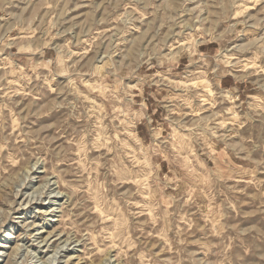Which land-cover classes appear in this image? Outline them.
I'll list each match as a JSON object with an SVG mask.
<instances>
[{
	"label": "rangeland",
	"instance_id": "374dc122",
	"mask_svg": "<svg viewBox=\"0 0 264 264\" xmlns=\"http://www.w3.org/2000/svg\"><path fill=\"white\" fill-rule=\"evenodd\" d=\"M0 264H264V0H0Z\"/></svg>",
	"mask_w": 264,
	"mask_h": 264
},
{
	"label": "bare ground",
	"instance_id": "6f19581e",
	"mask_svg": "<svg viewBox=\"0 0 264 264\" xmlns=\"http://www.w3.org/2000/svg\"><path fill=\"white\" fill-rule=\"evenodd\" d=\"M208 87V86H207ZM211 92H212V90L211 89H209ZM18 159H16L15 161H17ZM14 161V162H15ZM38 164V163H37ZM35 165V164H34ZM27 167V166H26ZM46 181V180H45ZM50 181V180H49ZM56 182V181H55ZM43 183V182H42ZM49 187V186H48ZM63 193V192H62ZM41 196V195H40ZM34 198V197H33Z\"/></svg>",
	"mask_w": 264,
	"mask_h": 264
},
{
	"label": "crops",
	"instance_id": "0c3cea01",
	"mask_svg": "<svg viewBox=\"0 0 264 264\" xmlns=\"http://www.w3.org/2000/svg\"><path fill=\"white\" fill-rule=\"evenodd\" d=\"M226 77V76H225ZM226 82L228 83V84H232V81L231 80H226Z\"/></svg>",
	"mask_w": 264,
	"mask_h": 264
}]
</instances>
